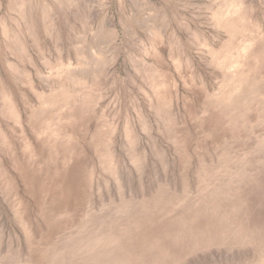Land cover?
Here are the masks:
<instances>
[{"label":"rangeland","instance_id":"rangeland-1","mask_svg":"<svg viewBox=\"0 0 264 264\" xmlns=\"http://www.w3.org/2000/svg\"><path fill=\"white\" fill-rule=\"evenodd\" d=\"M0 264H264V0H0Z\"/></svg>","mask_w":264,"mask_h":264},{"label":"bare ground","instance_id":"bare-ground-1","mask_svg":"<svg viewBox=\"0 0 264 264\" xmlns=\"http://www.w3.org/2000/svg\"><path fill=\"white\" fill-rule=\"evenodd\" d=\"M234 6H237L236 4L234 5ZM238 7V6H237ZM233 12V11H232ZM239 15V14H238ZM240 16H241V14H240ZM243 16H245V15H243ZM243 16H242V19H243ZM231 17V16H230ZM241 19V20H242ZM244 20V19H243ZM240 23H241V21H240ZM242 24V23H241ZM244 25V24H243ZM243 25H242V27H243ZM240 27H241V25H240ZM79 82V81H78ZM80 84V83H79Z\"/></svg>","mask_w":264,"mask_h":264}]
</instances>
